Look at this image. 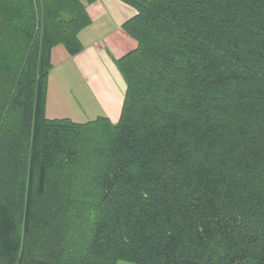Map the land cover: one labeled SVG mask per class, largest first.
<instances>
[{
  "label": "trees",
  "instance_id": "16d2710c",
  "mask_svg": "<svg viewBox=\"0 0 264 264\" xmlns=\"http://www.w3.org/2000/svg\"><path fill=\"white\" fill-rule=\"evenodd\" d=\"M124 1L122 118L77 123L46 107L82 0H0V264H264V0Z\"/></svg>",
  "mask_w": 264,
  "mask_h": 264
},
{
  "label": "crops",
  "instance_id": "0c3cea01",
  "mask_svg": "<svg viewBox=\"0 0 264 264\" xmlns=\"http://www.w3.org/2000/svg\"><path fill=\"white\" fill-rule=\"evenodd\" d=\"M82 2L91 21L78 35L84 48L76 55L63 45L52 50L50 81L56 101L47 102L46 112L77 123L99 117L118 123L128 89L119 62L138 49L126 29L138 11L124 0Z\"/></svg>",
  "mask_w": 264,
  "mask_h": 264
},
{
  "label": "rangeland",
  "instance_id": "374dc122",
  "mask_svg": "<svg viewBox=\"0 0 264 264\" xmlns=\"http://www.w3.org/2000/svg\"><path fill=\"white\" fill-rule=\"evenodd\" d=\"M19 62V61H18ZM20 63L22 64V60L20 61ZM50 75H51V72L49 74V80H48V94H47V102L48 103H51L53 104L55 101H56V92H54V89H53V83L50 81ZM46 116L47 118H50V119H54V118H58L57 116H51L49 117L48 113L46 112ZM83 122H87V120L85 121H81V123ZM5 174V177L9 178V179H15V175L17 174L11 167H9L7 169V166H5V171L3 172ZM16 178H17V175H16ZM5 188V187H4ZM79 218V217H78ZM78 221V224H80V218L77 220ZM77 235L78 236V240L81 238L80 235H78V232H79V225H77ZM69 243V241H68ZM67 243V245L70 247H72V245H69Z\"/></svg>",
  "mask_w": 264,
  "mask_h": 264
}]
</instances>
